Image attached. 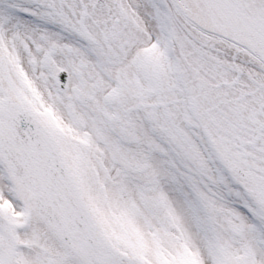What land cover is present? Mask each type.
<instances>
[{
	"label": "snow or ice",
	"instance_id": "snow-or-ice-1",
	"mask_svg": "<svg viewBox=\"0 0 264 264\" xmlns=\"http://www.w3.org/2000/svg\"><path fill=\"white\" fill-rule=\"evenodd\" d=\"M0 264H264V0H0Z\"/></svg>",
	"mask_w": 264,
	"mask_h": 264
}]
</instances>
